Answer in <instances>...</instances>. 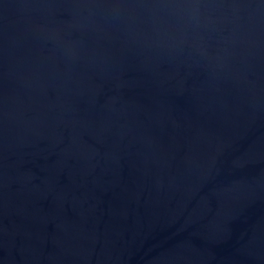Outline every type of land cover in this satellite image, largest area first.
Returning a JSON list of instances; mask_svg holds the SVG:
<instances>
[{"label":"water","instance_id":"95a60500","mask_svg":"<svg viewBox=\"0 0 264 264\" xmlns=\"http://www.w3.org/2000/svg\"><path fill=\"white\" fill-rule=\"evenodd\" d=\"M0 264H264V0H0Z\"/></svg>","mask_w":264,"mask_h":264}]
</instances>
